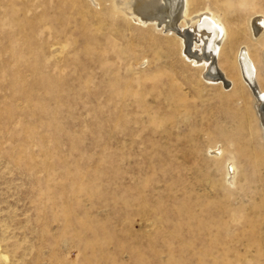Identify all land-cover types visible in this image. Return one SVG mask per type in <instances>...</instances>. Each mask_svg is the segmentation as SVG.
Here are the masks:
<instances>
[{"label": "rangeland", "instance_id": "rangeland-1", "mask_svg": "<svg viewBox=\"0 0 264 264\" xmlns=\"http://www.w3.org/2000/svg\"><path fill=\"white\" fill-rule=\"evenodd\" d=\"M98 2L0 0V264H264V134L235 58L251 44L264 65L247 12L192 2L230 10L226 86L183 53L188 25Z\"/></svg>", "mask_w": 264, "mask_h": 264}, {"label": "bare ground", "instance_id": "bare-ground-1", "mask_svg": "<svg viewBox=\"0 0 264 264\" xmlns=\"http://www.w3.org/2000/svg\"><path fill=\"white\" fill-rule=\"evenodd\" d=\"M90 1L95 6H99L100 4L98 0ZM110 1H112V10L129 22L152 23L154 26L163 25L165 31H174L179 24H181V28L188 25L189 27L187 30L182 29L178 31V37L183 45V53L188 59H192L195 64H204L206 70L204 78L206 80L212 82L218 81V83H222L226 86L232 85V82L227 79L226 72L219 64L225 54L224 49L230 37L229 23L225 20L227 14L230 15L228 13V11H230L228 10L229 6L227 8V13H225V9L224 12L221 9L217 10L210 8L211 6L193 12L192 2L194 4L195 0ZM235 7L238 10L247 12V26L251 42L264 52V12L258 11L252 0H237ZM233 12L231 11L230 13L233 14ZM191 44L193 45L192 47L199 45V51H192L190 49ZM235 58L237 59V67L240 72L241 80L251 90L255 98L256 108L264 134V89L261 86V84L264 83V81H262L264 79V77L262 79L264 65L262 66L260 62L256 61L252 56L251 44L240 45L237 49ZM233 66L236 68L234 61ZM217 152L219 153L220 150ZM229 162L231 163V161ZM228 168L231 176L230 178H232L234 173L232 164H229Z\"/></svg>", "mask_w": 264, "mask_h": 264}]
</instances>
